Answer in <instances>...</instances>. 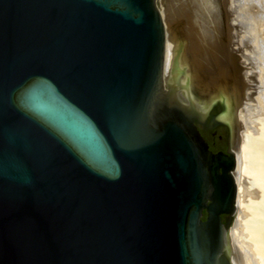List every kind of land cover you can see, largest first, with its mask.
<instances>
[{"label": "water", "instance_id": "obj_1", "mask_svg": "<svg viewBox=\"0 0 264 264\" xmlns=\"http://www.w3.org/2000/svg\"><path fill=\"white\" fill-rule=\"evenodd\" d=\"M163 49L156 0H0V264H228L223 106Z\"/></svg>", "mask_w": 264, "mask_h": 264}, {"label": "bare ground", "instance_id": "obj_2", "mask_svg": "<svg viewBox=\"0 0 264 264\" xmlns=\"http://www.w3.org/2000/svg\"><path fill=\"white\" fill-rule=\"evenodd\" d=\"M175 1L180 6L179 14L177 15L179 17H175L172 23L183 22L186 25L183 26V32H181L183 35L179 33V38L181 41L184 37L187 40V44L184 50V56L179 57V59H182V61L188 66V77L190 76L191 78L189 77V79L194 82L193 87L196 94L194 92L192 93L190 89L186 87V81L184 82L185 85H183V82L181 83L179 78H169L170 71L168 69L178 59L177 57H174L173 60H171L169 51H171L172 47L170 46L172 45H167L166 27L162 14L160 12L159 0H156V4L159 8V15L164 27L162 81L167 87L168 95L170 97H174L175 100H178L181 105H185L188 109L196 110L201 117H206L210 108H212V106H214L215 104H222L223 114L217 115L215 120H219L225 123L230 130V150L232 151L234 156V162L230 172L235 183L233 214L230 216V222L227 227L226 233H223L222 235V251H224L225 256L227 257L228 264H244L243 256L239 254H232L231 256L229 251L230 249L227 245L228 235L233 238L234 231L235 229H237L236 227L238 226V224H241L243 227L242 233L245 235L244 240H246V242L249 244L250 254L253 251L254 253L252 254H255V256L253 255L254 260H257L255 259L257 257L259 262L261 264H264V123L262 122L258 124V129L255 132L256 135H251L249 137L248 134L249 139H246V141H244L241 149L239 150V153L236 154L234 152L236 126L234 123L235 120L233 119V104H231L229 98L227 101L223 98V96H220L225 92L221 89L219 90L218 88L224 83H228L230 78L235 79L237 75H239L238 70L241 66L236 57H234L235 55L230 51L231 47L229 48V40L231 39V34L229 32L231 30L229 29V32L227 30L226 16L223 11L227 0H189V2H187V0ZM192 10L193 13H195L194 16L191 17V20H189L190 13L188 11ZM193 18H195V21ZM170 34L172 44H176L178 35L174 34V31L172 29ZM168 47L171 49L169 50ZM261 57L263 59V56ZM239 77L237 78V80H239ZM182 79H184V77ZM243 81H237L238 83L236 84L237 87L235 90H242V88L244 87V84L242 85ZM216 92L217 94L219 93V96L217 94H212ZM209 95L211 97L214 95V97L211 98ZM196 96H198L201 101ZM207 97H210L211 99L210 101L208 100L209 102H207ZM245 161L255 164V169L252 172L253 174H251L252 177H255L254 183H256L258 186V193L255 200L252 202L251 200L249 202V199H242L244 196L240 195L241 188L238 187L236 183L238 174L242 175L243 173L245 174L249 171L248 168L250 167H246V165L244 164ZM250 169L252 170V168ZM247 202H249V205L251 204V206H253L254 208H251L253 209V213L250 216L249 222H247L248 220L245 219L249 217H246L248 208ZM258 260L255 262L257 263Z\"/></svg>", "mask_w": 264, "mask_h": 264}, {"label": "rangeland", "instance_id": "obj_3", "mask_svg": "<svg viewBox=\"0 0 264 264\" xmlns=\"http://www.w3.org/2000/svg\"><path fill=\"white\" fill-rule=\"evenodd\" d=\"M187 2H189V0H187ZM159 3H160L159 4L160 12L162 14L164 24L166 27L167 45L169 46L172 45L170 46L172 47V49L168 47L169 50L171 49L172 51L171 52L168 50L171 56V60H173L174 57H177L178 59L168 69L170 71L169 78L170 79H173V77L179 78L180 82L181 83L183 82L182 83L183 85H185L186 83V87L189 88L192 93L193 92L195 93L193 87L194 82L191 79H189L190 76L188 77L189 74L188 66L182 61V59H179V57L184 56V50L187 44V40L184 36H183L184 37L183 40L182 41L180 40L179 33L183 32L182 31L183 26L186 25L183 22L172 23L175 17H179L177 15L179 14L180 6L176 3L175 0H159ZM223 11L226 16L227 30L228 32L229 29L231 30L229 33L231 34L230 37L232 40L231 39L230 40L232 42L229 40V48L231 47L230 51L235 55L234 57H236L238 62L241 64V66L239 67L238 70L239 75H237L235 79L230 78L228 83L226 82L223 85L219 86L218 88L219 90L221 89L222 91L225 92L223 95L220 96H223V98L226 99L227 101L229 98L231 104H233V116H234L233 119L235 120L234 123L236 126L234 152L238 154L244 141H246V139L247 140L249 139L248 134L249 137L251 135H256L255 132L258 129V124L262 122L264 123V60H263L264 59V45H263L264 0H227L223 8ZM188 12L190 13L189 20H191V17L194 16L195 12L193 13V10ZM193 19L195 21V18ZM170 27L174 31V34L178 35V40L176 44H172V41L170 39L171 38ZM261 56H263V59ZM183 77L184 79H182ZM238 77L239 80H237ZM237 81L239 82L243 81L242 85L244 84L243 85L244 87L242 88L241 91L238 89L235 90L237 87L236 84L238 83ZM212 94H217V92ZM196 97L199 99L198 96ZM210 97H207V102L211 100ZM212 97H214V95ZM228 146L230 149V133H229ZM246 163L248 162L247 161L244 162L246 167L247 168L250 167L252 168V170L248 168L249 171L247 173L245 174L243 173L242 175L238 174L237 179L236 178L235 179L238 187L241 188L240 195L244 196L242 199H246V200L249 199V202L250 200L252 202L255 200L256 195L258 193V186L256 183H254L255 177L254 176L252 177L253 174L252 172L255 169V164L248 163L249 164L248 165ZM237 167H238V160H237ZM249 202H247L248 208L246 213V217L247 216L249 217L245 218L248 220L247 222H249L250 216L253 213V209H254L253 206H251V204L249 205ZM236 228L237 229H235L234 231V237L231 238L230 235H228L227 238V245L228 248L230 249L229 250L230 255L232 256V254L233 255L239 254L243 256L244 264L260 263L257 257L255 259H257L258 262L257 263L255 262L257 261L254 260L253 257V255L255 256V254H252L254 252L252 251L251 254L249 252V244L246 242V240H244L245 235L242 233L243 232L242 225L238 224ZM231 248L233 249V251Z\"/></svg>", "mask_w": 264, "mask_h": 264}, {"label": "flooded vegetation", "instance_id": "obj_4", "mask_svg": "<svg viewBox=\"0 0 264 264\" xmlns=\"http://www.w3.org/2000/svg\"><path fill=\"white\" fill-rule=\"evenodd\" d=\"M218 105V104H217ZM226 127H227V129H228V145H229V133H230V131H229V128H228V126L226 125V124H224Z\"/></svg>", "mask_w": 264, "mask_h": 264}]
</instances>
